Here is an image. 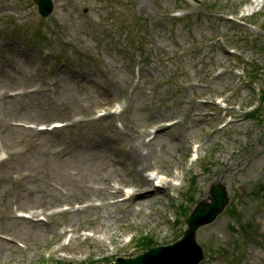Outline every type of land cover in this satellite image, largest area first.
<instances>
[{"label": "rangeland", "instance_id": "374dc122", "mask_svg": "<svg viewBox=\"0 0 264 264\" xmlns=\"http://www.w3.org/2000/svg\"><path fill=\"white\" fill-rule=\"evenodd\" d=\"M52 1L41 17L0 0V264H113L173 244L218 182L229 199L196 232L198 264H264V0ZM149 138L144 173L169 165L172 187L153 181L135 205L144 189L122 183L136 194L111 217L73 215L96 164H59L60 150L101 142L121 172Z\"/></svg>", "mask_w": 264, "mask_h": 264}, {"label": "bare ground", "instance_id": "6f19581e", "mask_svg": "<svg viewBox=\"0 0 264 264\" xmlns=\"http://www.w3.org/2000/svg\"><path fill=\"white\" fill-rule=\"evenodd\" d=\"M145 136H147V134H145ZM151 141L152 138H149L148 141H145V139H143L144 143L139 145L141 149L138 147H133V149L131 150L130 147L128 149L129 155L126 158V161L125 154H122V158L124 159L125 164L127 163L128 166L125 164L124 165L127 167L121 165V172H119L117 168L119 159L116 160V155L113 156V152L108 151V149H106L104 145H101V142L100 146L96 147V149H98L99 151L91 150V153L88 154V156L85 158H82L78 154H76L75 148L66 151L60 150V155H62V152H64V154L61 156L62 159L59 161V164L68 166L75 165L70 168H80L82 171L86 169L84 168V161H93L96 164L95 166L97 167H95L94 170L90 171L91 178H94L95 180L94 183L88 187L86 186L84 192L82 194H78L79 196L77 197L79 198L80 202H86V205L82 208L73 210V215H75L74 213L78 212L79 210L89 209L91 210V212H94L93 221L100 222L101 219H105L104 217L109 218L112 216L108 208L128 202L136 194L135 190L138 191V189H144L140 191V193H137V198L139 197V200L135 201V205H140L142 203L141 199H143L142 197L144 196H147V199L144 200V202H149L151 199H153V197L156 195L155 192L157 190V188L153 186V181H158L156 183L160 184L159 187H163V189L165 190L172 187V184L170 182H166V179L163 176L164 174H169L172 177L177 176V173H174L172 171L171 166H165L166 168L162 169V174L154 175L155 177L153 178L144 173L145 169L148 167V159L150 157L149 151H147V148L145 146ZM136 146H138V144ZM74 173L77 172L74 171ZM130 175H132L133 178H130ZM95 183H97V185H95ZM122 183H128V185L136 187L135 190L131 191L125 198H121L122 188L120 185ZM150 185L152 189L148 188ZM93 200H99V203H92ZM101 208L106 209L100 212ZM16 219H21L29 223H38V221H34L31 218L16 217ZM113 219H117V216H115ZM69 221L71 222V220ZM70 222L69 225L71 226Z\"/></svg>", "mask_w": 264, "mask_h": 264}, {"label": "water", "instance_id": "95a60500", "mask_svg": "<svg viewBox=\"0 0 264 264\" xmlns=\"http://www.w3.org/2000/svg\"><path fill=\"white\" fill-rule=\"evenodd\" d=\"M39 12L46 16L52 10L51 0H35ZM225 184H212L209 201H199L185 222L187 228L173 244L152 247L135 257H117L113 264H198L203 257L202 247L196 241L197 230L211 223L228 202Z\"/></svg>", "mask_w": 264, "mask_h": 264}]
</instances>
